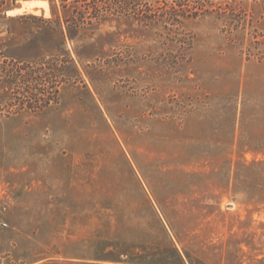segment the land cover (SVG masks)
<instances>
[{
	"label": "rangeland",
	"instance_id": "obj_1",
	"mask_svg": "<svg viewBox=\"0 0 264 264\" xmlns=\"http://www.w3.org/2000/svg\"><path fill=\"white\" fill-rule=\"evenodd\" d=\"M46 1L0 0L62 79L0 83V264H264V0Z\"/></svg>",
	"mask_w": 264,
	"mask_h": 264
},
{
	"label": "trees",
	"instance_id": "obj_2",
	"mask_svg": "<svg viewBox=\"0 0 264 264\" xmlns=\"http://www.w3.org/2000/svg\"><path fill=\"white\" fill-rule=\"evenodd\" d=\"M57 59L53 57L50 61L38 63V65L5 60L0 69V83L8 87V95L2 106L12 110L17 104H28L29 108H44L56 102L58 85L62 79H57L46 65L52 61L57 62ZM22 97L27 100L16 103V100H21ZM8 112L11 113L10 110ZM179 258L181 264H186L181 255Z\"/></svg>",
	"mask_w": 264,
	"mask_h": 264
},
{
	"label": "bare ground",
	"instance_id": "obj_3",
	"mask_svg": "<svg viewBox=\"0 0 264 264\" xmlns=\"http://www.w3.org/2000/svg\"><path fill=\"white\" fill-rule=\"evenodd\" d=\"M38 7L48 9V3L46 0H22L20 7L9 9V14L21 12L22 10L38 11Z\"/></svg>",
	"mask_w": 264,
	"mask_h": 264
}]
</instances>
